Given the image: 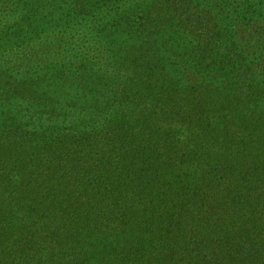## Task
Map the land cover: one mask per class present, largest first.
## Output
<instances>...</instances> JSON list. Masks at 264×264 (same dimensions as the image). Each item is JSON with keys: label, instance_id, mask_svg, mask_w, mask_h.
<instances>
[{"label": "trees", "instance_id": "1", "mask_svg": "<svg viewBox=\"0 0 264 264\" xmlns=\"http://www.w3.org/2000/svg\"><path fill=\"white\" fill-rule=\"evenodd\" d=\"M0 264H264V0H0Z\"/></svg>", "mask_w": 264, "mask_h": 264}]
</instances>
